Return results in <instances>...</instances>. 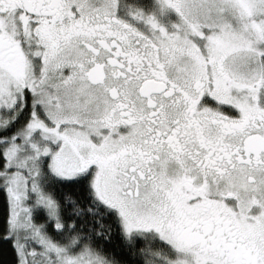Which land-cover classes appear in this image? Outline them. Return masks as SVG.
<instances>
[{
	"label": "snow or ice",
	"instance_id": "1",
	"mask_svg": "<svg viewBox=\"0 0 264 264\" xmlns=\"http://www.w3.org/2000/svg\"><path fill=\"white\" fill-rule=\"evenodd\" d=\"M0 264H264V0H0Z\"/></svg>",
	"mask_w": 264,
	"mask_h": 264
}]
</instances>
